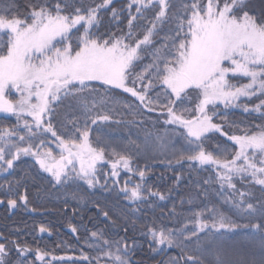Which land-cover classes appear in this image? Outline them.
<instances>
[{"label": "snow or ice", "instance_id": "1", "mask_svg": "<svg viewBox=\"0 0 264 264\" xmlns=\"http://www.w3.org/2000/svg\"><path fill=\"white\" fill-rule=\"evenodd\" d=\"M33 191L79 254L0 264H264V0H0V205Z\"/></svg>", "mask_w": 264, "mask_h": 264}, {"label": "trees", "instance_id": "2", "mask_svg": "<svg viewBox=\"0 0 264 264\" xmlns=\"http://www.w3.org/2000/svg\"><path fill=\"white\" fill-rule=\"evenodd\" d=\"M237 121H251L252 118L246 116L235 110L230 117ZM14 122V121H11ZM155 175L151 178V181L161 186L166 190L170 187L172 181L168 179L172 175L171 172H167L163 165H157L154 169ZM161 174L165 176V180L161 181L157 179ZM188 191V186H181L179 190L173 193V198L178 201L181 194ZM171 207V203L168 205ZM30 207H35L36 212H32L23 208L15 210H8L5 206L0 205V231L5 234L12 232L14 229H19V233L13 232L15 237H18L22 242H26L28 245L35 248L39 246L43 249L51 251L53 255H78L80 245L77 244L74 236L67 228V224L71 219V215L65 216L55 206L54 202L49 203L44 199H36L35 192L31 197ZM159 209L156 215H159ZM79 221V217L76 218ZM44 224L52 229V235L47 233L41 234L38 232V226ZM144 264H154L151 260H145Z\"/></svg>", "mask_w": 264, "mask_h": 264}, {"label": "rangeland", "instance_id": "3", "mask_svg": "<svg viewBox=\"0 0 264 264\" xmlns=\"http://www.w3.org/2000/svg\"><path fill=\"white\" fill-rule=\"evenodd\" d=\"M53 148H54V150H55V146L53 145Z\"/></svg>", "mask_w": 264, "mask_h": 264}]
</instances>
